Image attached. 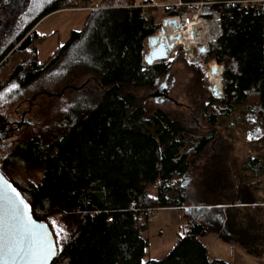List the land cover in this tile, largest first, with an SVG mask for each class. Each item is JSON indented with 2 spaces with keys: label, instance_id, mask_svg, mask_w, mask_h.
Masks as SVG:
<instances>
[{
  "label": "trees",
  "instance_id": "1",
  "mask_svg": "<svg viewBox=\"0 0 264 264\" xmlns=\"http://www.w3.org/2000/svg\"><path fill=\"white\" fill-rule=\"evenodd\" d=\"M67 1L71 0H53L39 10L27 30L63 5L70 8ZM212 1L221 33L209 42L216 57L208 56L207 62L223 65V93L215 96L202 67L192 65L206 83L204 87L200 83L199 92L193 84L198 106L170 95L163 80L169 75L171 60L151 65L144 60L149 37L162 25L157 12L164 11L165 17L181 15L193 6L160 7L165 2L156 0L143 5L136 0L109 4L89 11L84 26L73 30L45 64L38 57V41L30 48L28 38L17 49L29 50L33 62H18L8 75H23L28 82L56 68L59 74L69 72L72 80L65 87L74 93V101L65 108L63 122L44 127L38 121L35 127L40 128L25 134L0 165V171L31 204L34 216L46 221L56 243L59 240L55 264H228L210 260L203 240L210 234L245 250L264 246V227L252 197L245 195L239 208L232 207L237 198L186 206L185 196L177 191L176 180L187 174L194 158L209 145L216 150L224 143L230 152L234 149L235 141L220 132L219 125L240 106L251 126L248 143L253 148L264 146V2ZM40 35L36 30V40L43 39ZM181 55L186 59L184 52ZM217 64L211 62L208 67ZM150 100L170 101L180 107L179 113L151 107ZM221 154L212 155L211 160H224ZM250 160L260 172V161ZM19 164L28 174L23 183L16 177ZM243 189L248 191L240 186L238 191ZM205 190L224 191L220 187ZM170 208L184 209L182 232L163 258L144 260L150 246L146 233L154 218L152 210ZM192 208L200 213L197 219L188 217ZM56 215L71 230L65 241L52 226Z\"/></svg>",
  "mask_w": 264,
  "mask_h": 264
},
{
  "label": "rangeland",
  "instance_id": "2",
  "mask_svg": "<svg viewBox=\"0 0 264 264\" xmlns=\"http://www.w3.org/2000/svg\"><path fill=\"white\" fill-rule=\"evenodd\" d=\"M52 1L53 0H10V5H5L2 13V16L11 18L8 20L6 27H11L13 29L27 28V26L33 22L34 17H36L38 13L40 14L44 7H48ZM131 1L132 0L67 1L66 6L70 8H65L63 5L61 9L47 14L43 20L44 22L42 21L43 23L38 28L41 34L40 36L43 37L42 40L38 39L35 41V44L38 41L40 45L39 60L42 62L45 61L43 62L44 64L47 63L50 60L48 57L58 46L64 44L69 39L72 31L80 30L84 26L89 11L109 4L130 3ZM162 5L160 7H164ZM210 5L211 3L205 4V0H198L188 5L193 6V10L187 11L191 15L196 14L202 18L203 27H201V29L205 33L203 34L204 36L202 35L203 39L201 42L207 44L208 52L200 53L194 47L192 49L195 53L192 56H187L183 47H176L167 58L172 61V64L169 75L163 80L168 84L172 97L185 103H191L193 106H198L200 104L198 103L199 101H197L198 97L196 100L195 97H193L195 95L192 92L193 84L195 83L199 92V86L202 85V87H204L206 83L202 80L203 74L197 73L192 65L199 64L202 67L203 73L208 76L209 83V63L212 62L213 64H217L214 60L207 62L208 56L216 57L215 54L210 51L209 42L217 38L221 33L220 20L217 18L218 13L212 10ZM39 10L40 12H38ZM187 12L184 14H187ZM156 15L161 21H163V18L166 16L164 11H159ZM181 49L186 54V59L184 60L181 58V54H183ZM178 52H180V59L177 58ZM18 62L26 65L33 62L29 50L23 52L19 50L14 51L3 65H1L0 107L4 108V110L8 107H10L11 110H15L18 103H23L21 109H25L28 103L27 101H23V96L25 94L27 97L30 95L32 96L34 92H38L44 87L47 93L37 98V104L32 114V117L36 121L35 126L38 125V121L41 122L40 126H58V123L60 121V123H62L64 120L63 112H65L67 107L74 101V93L72 90H65L66 92L64 91L62 96L60 95L65 88V84L72 81L69 80L70 73L61 70V74H59L56 68H51L44 71L38 79L28 83L23 81V75H12L10 78L8 76L9 72ZM220 64H217L218 66H215L216 68L214 70L212 69L214 74L221 75L220 73L223 69V65ZM66 70L68 71V69ZM82 80L84 79L82 78L79 82H74L75 85H79ZM13 85H15V87H13ZM53 94L57 96H52ZM148 105L154 108L161 106L170 114H178V109L180 108L170 101L160 102L158 104L150 100ZM242 109H244L243 106H240L239 110H236L232 116L221 119L219 125V131L225 135L231 136L235 141L234 149L230 152L231 149L226 147L224 143H220L216 150L213 148L212 144L211 146L209 145V148L205 149L202 154L194 158L187 174L181 179L176 180V184L180 186L177 191H180L181 194L185 196L186 201L184 204L186 206L197 203H213L221 199H234V195L238 193L239 186L248 190L245 191L244 194L247 196L251 194L255 203L258 204L264 201V146L260 145V147L257 146L258 148H253L248 143L251 126L247 113ZM19 114L20 113H18L17 116L15 114L13 116L14 119L19 118ZM51 118L52 121L47 122ZM200 120L204 122L202 118H200ZM48 123L50 124L48 125ZM38 128L40 127H35L34 129L24 126L15 133L12 146H0V165L4 164V157L14 146L18 145L25 134L30 131L35 132ZM220 151L222 153L220 157H224V160H211V156L218 155ZM250 158H256L260 161L259 163L262 167L260 172L255 170V166ZM216 165H220L219 167L221 169ZM18 166L20 169L16 177L23 183V180L28 178V174L21 164ZM210 187H220L223 188L224 191H204V189H210ZM227 191H230L231 194L225 195ZM215 194H220L221 196H216ZM258 209V206L254 208L257 212ZM187 212L189 219H197V215L200 214L194 208L189 209ZM153 217L148 232L146 233V236L150 239V246L144 260L150 258H163L175 245L178 238L177 235L182 232L183 225L186 223L185 211L183 208L177 210L173 208L160 209L157 211V216ZM52 221H55L64 230L68 238L70 237L71 230L68 229L64 219L60 215L53 216ZM214 237V235L210 234L203 240L207 243L211 255L213 252L214 254L216 253V257H222L223 253L221 249L216 250V247L219 249L220 247H226L227 244H225L223 240L217 241V238ZM63 240L65 241L66 239L63 238Z\"/></svg>",
  "mask_w": 264,
  "mask_h": 264
},
{
  "label": "snow or ice",
  "instance_id": "3",
  "mask_svg": "<svg viewBox=\"0 0 264 264\" xmlns=\"http://www.w3.org/2000/svg\"><path fill=\"white\" fill-rule=\"evenodd\" d=\"M0 182L4 187H10L2 178ZM52 226L58 237L68 238L55 221ZM38 228L42 230L44 226L36 225L32 221L28 214V205L21 199L20 194L11 189L10 194L5 196L0 188V264L17 260L39 264L53 254L55 249L48 242L47 234L41 235Z\"/></svg>",
  "mask_w": 264,
  "mask_h": 264
},
{
  "label": "flooded vegetation",
  "instance_id": "4",
  "mask_svg": "<svg viewBox=\"0 0 264 264\" xmlns=\"http://www.w3.org/2000/svg\"><path fill=\"white\" fill-rule=\"evenodd\" d=\"M10 0H0V67L8 59V57L17 50L28 38L30 41L29 47L33 48L36 46V36L35 31H38L40 25L44 22V16L40 19L31 29L18 28L13 29L11 27H6L8 20L11 18L2 16L3 7L5 5H10ZM2 9V10H1ZM36 17L34 18V20ZM43 21V22H42ZM9 78L11 75H8ZM35 79H30L28 83L33 82ZM47 93L46 88H42L38 92H34L33 95L27 97L26 94L23 96V101H27L28 106L25 109H21L23 103H18L15 110H11L8 107L6 110L0 107V146H12L14 143L13 138L15 133L22 129L24 126L28 128H33L36 121L32 117L34 113V107L36 106L37 98L39 96L45 95ZM10 108V109H9ZM19 114V118L14 119V115Z\"/></svg>",
  "mask_w": 264,
  "mask_h": 264
},
{
  "label": "bare ground",
  "instance_id": "5",
  "mask_svg": "<svg viewBox=\"0 0 264 264\" xmlns=\"http://www.w3.org/2000/svg\"><path fill=\"white\" fill-rule=\"evenodd\" d=\"M179 1H181V0H177L175 2V5H177L176 3H178ZM182 3H183L182 5H189L190 3H194V2L186 3V2L182 1ZM167 5H169V4L163 3L162 6H167ZM182 5H177V6H182ZM187 14H190V13L187 12ZM192 15H196V14H192ZM176 16H180V15L167 16V17L163 18L161 27H164V30H162L160 27L157 30V32L155 34H153V35L157 36V43L156 44H153V41L150 40L151 36L149 37V40H148L149 51L147 52L148 58H155L153 56V50L154 49H159V48L163 49L165 47H167L169 50L168 52H166V54L168 53V57H169L172 50H174L178 46H182L183 42H187L189 44L190 48L195 47L200 53H202L199 49L200 46H202V45L207 46V44L205 42H201V40L203 39L202 35L205 32H203V30L201 29V27H203V23H202L203 21L199 15H196V20L198 23L197 27H195L196 23H191V22H189L185 26L184 24H180V22L178 21L177 24L174 25L173 21L177 20ZM169 44H173L174 47L173 48L169 47ZM207 52H208V48H206L204 53H207ZM154 61H156V60L154 59ZM215 68L216 67L210 68L208 70L209 77H210L209 78V85L217 93V94L215 93L216 94L215 96L218 97V96L222 95V77H221V75H218V76L211 75L210 71L212 69L214 70ZM221 72H222V70H221ZM152 213H153V216H157V212L155 209L152 210ZM215 264H217V262Z\"/></svg>",
  "mask_w": 264,
  "mask_h": 264
},
{
  "label": "water",
  "instance_id": "6",
  "mask_svg": "<svg viewBox=\"0 0 264 264\" xmlns=\"http://www.w3.org/2000/svg\"><path fill=\"white\" fill-rule=\"evenodd\" d=\"M173 24H177V21L174 20L173 21ZM162 30H164V27H161ZM150 40L153 41V44H156L157 43V36L156 35H153L150 37ZM182 46L184 48V50L186 51L187 53V56H192L194 54V50L192 48H190L189 44L187 42H183L182 43ZM169 47L173 48L174 45L173 44H169ZM207 46L206 45H202L200 46V51L202 53L205 52ZM168 48L165 47L163 49H154L153 50V56L155 58H148L147 57V54L145 55V62L148 64V65H151V64H154V63H157V62H160L161 60L163 59H166L168 57V53L166 54V52H168ZM154 59L156 61H154ZM160 60V61H159ZM210 89L214 92V94L216 93L211 87ZM66 90V87L63 89L62 93ZM222 93H223V90H222ZM60 94V95H61ZM217 94V93H216ZM215 94V95H216ZM0 178H2L3 181H7L8 185L10 187H4L2 185V182H0V188H2L3 190V194L5 196H7L8 194H10V191L11 189H15V191L17 193L20 194V197L21 199H23L25 201V203L28 205V214L29 216L31 217L32 221L36 224V225H43L44 228L41 230V229H37L38 232L41 233V235L43 234H47L48 236V242L53 245L55 251L53 254L49 255L46 259H43L39 262V264H55L56 260H57V257H58V247H57V243H56V239H55V236L53 234V231L51 230L50 228V225L46 222V221H40L38 220L35 216H34V213H33V209H32V206L31 204L28 202V200L23 196L22 192L19 190L18 187H16L11 181H9L5 175L0 171ZM9 264H29L28 261H20V260H17V261H9Z\"/></svg>",
  "mask_w": 264,
  "mask_h": 264
},
{
  "label": "crops",
  "instance_id": "7",
  "mask_svg": "<svg viewBox=\"0 0 264 264\" xmlns=\"http://www.w3.org/2000/svg\"><path fill=\"white\" fill-rule=\"evenodd\" d=\"M145 1H149V0H136V3L143 5V3ZM156 1H159V2L163 1L165 3H168L169 5L175 6V2L177 0H156ZM169 5H167V6H169ZM244 192L245 191H242V192L238 191V193L236 195H234V199L235 198H237V199H236V202L234 200H232V202H234V203H232V207L239 208V206L243 205L240 202L245 197ZM230 194H231V192L227 191L225 195H230ZM215 195L219 196L220 194H215ZM248 196L251 197L252 195L250 194ZM230 199H228V200H230ZM256 205L259 208L258 209L259 220L261 219V224L264 227V221H263V218H264V201H262ZM214 238H217L216 239L217 241L222 240L221 238H219L217 236H215ZM225 244H227L226 247H222V248L220 247L219 249L216 247V250L221 249L223 256L222 257H216V253L214 254L212 252V255H211L209 252L210 260H221V261L227 262L228 264H264V246H256V247L250 248L248 250H245V249H242L235 244H229L226 242H225ZM214 252H216V251H214Z\"/></svg>",
  "mask_w": 264,
  "mask_h": 264
},
{
  "label": "built area",
  "instance_id": "8",
  "mask_svg": "<svg viewBox=\"0 0 264 264\" xmlns=\"http://www.w3.org/2000/svg\"><path fill=\"white\" fill-rule=\"evenodd\" d=\"M258 1H261V2H264V0H258ZM209 3H213L212 0H205V4H209ZM177 5H182V1H179L178 3H176ZM177 17V22L179 21L180 24H184L185 26L191 22V23H196L195 24V27H197L198 23H197V20H196V15H190V14H183V15H180V16H176ZM217 18L219 19V14H217ZM203 21V20H202ZM140 218H143V215L140 216ZM218 264V263H217Z\"/></svg>",
  "mask_w": 264,
  "mask_h": 264
}]
</instances>
